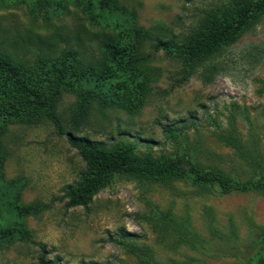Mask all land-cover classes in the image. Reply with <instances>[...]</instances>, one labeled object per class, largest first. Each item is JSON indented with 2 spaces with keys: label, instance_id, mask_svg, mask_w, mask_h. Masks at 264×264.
Listing matches in <instances>:
<instances>
[{
  "label": "rangeland",
  "instance_id": "obj_1",
  "mask_svg": "<svg viewBox=\"0 0 264 264\" xmlns=\"http://www.w3.org/2000/svg\"><path fill=\"white\" fill-rule=\"evenodd\" d=\"M36 1L39 4L33 5ZM234 1L117 0L110 16L128 29L141 26L178 42L205 13ZM83 3L0 0V47L7 51L12 37L26 34L91 29ZM30 11L40 13L34 17ZM45 14L47 20L40 16ZM61 38L53 40L59 47L64 44ZM147 57L149 89L133 110L108 105L93 95L82 113L79 91L63 88L57 105L62 129L107 146L132 142L137 154L152 158L184 149L201 165L243 180L251 172L247 159L216 135L233 115L247 158L264 162V13L250 30L199 62L181 83H176L182 74L176 59L162 51L148 52ZM163 125L181 129V144L168 137ZM0 146V180L9 183H0V221L19 222L13 235L0 238V264H37L41 247L46 258L58 264H136L134 255L109 241L119 230H124L126 241L149 248L159 263L238 264L252 251L246 249L250 235L264 226V189L213 194L175 178L118 175L85 207L66 208L65 186L77 179L83 162L52 122L1 121ZM11 185V192L4 188ZM151 206L169 214L174 225L186 223L189 231L209 240L212 250L232 245L226 248L231 254L190 249L178 241L172 224L154 229L147 219Z\"/></svg>",
  "mask_w": 264,
  "mask_h": 264
},
{
  "label": "trees",
  "instance_id": "obj_2",
  "mask_svg": "<svg viewBox=\"0 0 264 264\" xmlns=\"http://www.w3.org/2000/svg\"><path fill=\"white\" fill-rule=\"evenodd\" d=\"M74 1L77 6L84 2ZM85 1L82 13H86L91 29L82 28L68 34L56 31L46 36L26 34L19 38L12 37L6 46L9 50L0 47V122L36 125L49 120L56 127V133L65 138L83 162L77 179L65 186V207H85L103 186L118 175L165 181L175 178L213 194L264 189V162L249 156L247 158L248 150L236 134L233 115L228 117L227 127L223 131L216 130V135L247 159L251 172L243 180L218 168L201 165L184 149L173 156L152 158L147 154H137L132 142L118 141L107 146L102 141L76 135L62 129L61 116L57 111L63 88L79 91L82 95L79 104L82 113H85L93 95L108 105L133 110L142 93L149 89L147 80L151 77V69L146 64L148 52L162 51L176 59L182 73L176 83H181L194 72L199 62L211 59L225 45L250 30L264 13V0H236L217 7L205 13L197 27L178 42L162 39L141 26L124 27L110 16L117 0ZM38 4L39 1H36L33 5ZM63 7L61 4L60 8ZM30 12L34 17L40 13ZM40 16L47 20L46 14ZM59 37L64 43L60 47L53 42ZM245 119L251 127L252 122L247 116ZM162 130L174 142L181 144L182 134L178 126L163 125ZM3 155L0 146V161ZM0 183L9 184L1 180ZM4 188H12L11 192L14 186ZM147 216L154 229L172 224L179 236L178 241L192 250L231 254L226 250L229 246L214 247L212 250L208 246L209 240L189 231L184 222L174 225L166 212L151 206ZM18 225L17 219L6 223L0 221V238H9L17 231ZM123 232L119 230L116 237L109 238V241L123 246L134 255L136 264H167L153 260L146 246L126 241ZM246 249L252 251L238 264H264V226L250 235ZM37 264L58 263L46 258L45 250L41 247Z\"/></svg>",
  "mask_w": 264,
  "mask_h": 264
}]
</instances>
